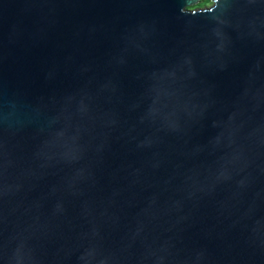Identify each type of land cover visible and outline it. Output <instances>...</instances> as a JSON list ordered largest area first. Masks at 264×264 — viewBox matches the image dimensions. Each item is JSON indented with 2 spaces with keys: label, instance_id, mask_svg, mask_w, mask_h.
Listing matches in <instances>:
<instances>
[{
  "label": "water",
  "instance_id": "water-1",
  "mask_svg": "<svg viewBox=\"0 0 264 264\" xmlns=\"http://www.w3.org/2000/svg\"><path fill=\"white\" fill-rule=\"evenodd\" d=\"M0 0V264H264V0Z\"/></svg>",
  "mask_w": 264,
  "mask_h": 264
},
{
  "label": "trees",
  "instance_id": "trees-1",
  "mask_svg": "<svg viewBox=\"0 0 264 264\" xmlns=\"http://www.w3.org/2000/svg\"><path fill=\"white\" fill-rule=\"evenodd\" d=\"M213 0H201L200 5H198L199 7H202L203 3L204 6H206L207 4H209L210 2H212Z\"/></svg>",
  "mask_w": 264,
  "mask_h": 264
},
{
  "label": "rangeland",
  "instance_id": "rangeland-1",
  "mask_svg": "<svg viewBox=\"0 0 264 264\" xmlns=\"http://www.w3.org/2000/svg\"><path fill=\"white\" fill-rule=\"evenodd\" d=\"M201 2V1H200ZM199 5H200V3H199ZM213 5V1L212 2H210L209 4H207L206 6H204V3H203V5H202V7H199V6H197V8H209V7H211Z\"/></svg>",
  "mask_w": 264,
  "mask_h": 264
}]
</instances>
